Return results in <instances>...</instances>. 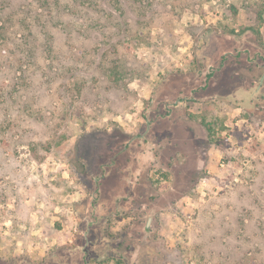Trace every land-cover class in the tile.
Instances as JSON below:
<instances>
[{
	"label": "rangeland",
	"instance_id": "rangeland-1",
	"mask_svg": "<svg viewBox=\"0 0 264 264\" xmlns=\"http://www.w3.org/2000/svg\"><path fill=\"white\" fill-rule=\"evenodd\" d=\"M26 256L264 264V0H0V264Z\"/></svg>",
	"mask_w": 264,
	"mask_h": 264
},
{
	"label": "crops",
	"instance_id": "crops-1",
	"mask_svg": "<svg viewBox=\"0 0 264 264\" xmlns=\"http://www.w3.org/2000/svg\"><path fill=\"white\" fill-rule=\"evenodd\" d=\"M223 54V53H222ZM220 57V56H219ZM204 75V73L203 74H201V77ZM213 76H214V74H212V75H210L209 76V78H208V81H209V79H210V81H209V83H207V85H206V87H196L195 89H194V86H192L191 88L192 89H188V93H190V95H192V99L193 100H203V101H205L204 99H207V98H213V97H216L215 95H216V91H215V88H216V81H214L213 83H211L212 81H213ZM193 77H195L194 75H193ZM197 77H200L199 75L197 76ZM185 78H187V76L185 75ZM204 90H203V89ZM205 88H207L206 89V91H205ZM202 89V90H201ZM203 93H205L204 95H203ZM207 93H210V95L209 96H205ZM218 94V93H217ZM218 97H221V96H218L217 95V98ZM42 254V253H41ZM42 256H44L43 257V261H45V257L47 256L46 255V253H43V255ZM17 256L16 255H13V259L12 260H14V259H17L16 258ZM26 259H24V261L28 264V263H30V264H33V262L30 260V257H25ZM48 258V257H47ZM41 263V262H40ZM39 264V263H38Z\"/></svg>",
	"mask_w": 264,
	"mask_h": 264
},
{
	"label": "water",
	"instance_id": "water-1",
	"mask_svg": "<svg viewBox=\"0 0 264 264\" xmlns=\"http://www.w3.org/2000/svg\"><path fill=\"white\" fill-rule=\"evenodd\" d=\"M151 221H152V220H151V218H149V220H148V222H147V225H146V226H147V228H149V227H150V225H151Z\"/></svg>",
	"mask_w": 264,
	"mask_h": 264
},
{
	"label": "trees",
	"instance_id": "trees-1",
	"mask_svg": "<svg viewBox=\"0 0 264 264\" xmlns=\"http://www.w3.org/2000/svg\"><path fill=\"white\" fill-rule=\"evenodd\" d=\"M104 263L109 264L108 259L107 260H104Z\"/></svg>",
	"mask_w": 264,
	"mask_h": 264
}]
</instances>
